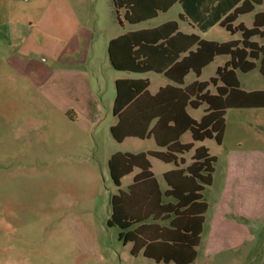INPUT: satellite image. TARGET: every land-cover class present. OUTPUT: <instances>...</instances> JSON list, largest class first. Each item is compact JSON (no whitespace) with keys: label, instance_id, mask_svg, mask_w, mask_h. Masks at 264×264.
I'll use <instances>...</instances> for the list:
<instances>
[{"label":"rangeland","instance_id":"obj_1","mask_svg":"<svg viewBox=\"0 0 264 264\" xmlns=\"http://www.w3.org/2000/svg\"><path fill=\"white\" fill-rule=\"evenodd\" d=\"M111 10V0H0L1 34H27L25 44L33 46L22 54L20 44L11 45L14 38L0 39V264H157L141 255L132 257L130 245L118 240L120 230L106 226L110 198L117 193L108 174V159L116 153L136 154L154 148L152 141L127 139L118 144L111 137L109 129L116 122L111 113L114 81L146 78L150 94L165 82L154 74L111 69L104 41L111 34L110 18L113 27L119 28ZM71 11L94 34L86 61L78 54L61 57L65 65L51 59L43 62L45 55L57 51L56 41L71 34L75 24ZM256 11H264V0L253 13ZM179 12L176 6L132 30L166 21L180 24ZM253 13L238 22L251 28ZM120 20L125 31L129 30L123 12ZM204 38L220 42L229 35L215 27ZM215 66L205 69L198 81L215 77ZM58 67L90 77L99 112L92 109L87 129L82 127L81 113L72 108L74 113L65 117L44 89L37 88L39 77ZM238 77L244 89L261 84L257 70ZM194 80L190 73L185 85ZM74 114L76 122L67 119H75ZM201 114L199 109L191 116L198 120ZM247 119L245 114L229 113L220 146L213 140L194 145L204 146L216 158L213 184L202 194L208 210L196 264H208L207 239L225 189L230 194L224 199L229 206L226 218L233 223L225 233L237 241L230 249L231 258L238 264H264V150H255L264 148V135ZM180 142L191 144L189 133ZM189 157H184L187 162ZM149 161L163 189L162 173L171 166ZM131 183L132 175L121 180L119 190L126 192Z\"/></svg>","mask_w":264,"mask_h":264},{"label":"trees","instance_id":"obj_2","mask_svg":"<svg viewBox=\"0 0 264 264\" xmlns=\"http://www.w3.org/2000/svg\"><path fill=\"white\" fill-rule=\"evenodd\" d=\"M262 0H111L118 25L119 12L129 25L154 19L179 3L183 14L201 32L218 25L228 34H240L239 41L215 43L196 36L178 33L176 22L159 27L126 33L111 40L107 47L110 66L132 74H162L175 85L160 88L154 95L147 91L145 79H121L115 82L112 115L117 119L109 129L113 140L152 138L162 152L114 154L107 162L113 186L118 190L122 178L134 170L127 192L117 191L110 198L111 213L107 228H118V240L130 244V255L159 264H193L204 222L207 204L202 192L211 186L216 162L208 150H194L191 163L178 169L179 157L189 153L194 143L213 140L220 145L224 133V114L229 109L264 108V92L240 90L236 73L259 70L264 80V12L253 17L252 27L233 26L239 16L251 13ZM253 38L261 40L259 45ZM193 49V50H192ZM184 55V56H182ZM228 56L208 82L195 81L181 88L191 72L196 78L215 57ZM219 84V85H218ZM214 88V94L208 88ZM205 105L199 121L187 109ZM190 134L191 144L180 138ZM149 158L177 168L164 174L168 187L161 193L151 172ZM182 163V160H181ZM165 199H170L165 203Z\"/></svg>","mask_w":264,"mask_h":264},{"label":"crops","instance_id":"obj_3","mask_svg":"<svg viewBox=\"0 0 264 264\" xmlns=\"http://www.w3.org/2000/svg\"><path fill=\"white\" fill-rule=\"evenodd\" d=\"M262 4H263V0L261 2V5ZM176 6H178L180 8V12L178 14V20H179L180 24H178L176 22L177 26H178V33H180L182 35H185V36L194 35L199 40L207 41L204 37L207 36L215 27H218L219 29L225 31L224 29L220 28L218 25H214L213 27H211L207 31L201 32L188 19H184V18L180 19L179 18V16L183 14L182 7H181V5L179 3H176L175 5H173L169 10H167L164 13H158L157 16L154 19L139 23L137 25H129L128 23H126L124 21L128 26H130V29L125 31L122 22H121V25H118V22L116 20V14H115V11H114L112 3H111V9H112L111 10V14L114 17V19H115V21H116V23H117L119 28H114L113 27L112 19L110 18L109 23H110V33L111 34H110V37H108V38H106L104 40L105 41V48H106L107 62L109 63L108 55H107V47H108V44H109V42L111 40H114V39H116V38H118V37H120V36H122V35H124L126 33H129V32H136V31H140V30H149V29H153V28L159 27V26H161V25H163L165 23H168V22H175V21H166V22H164V23H162V24H160V25H158L156 27H149V28H141V29L132 30V28H134V27H137L139 25L146 24V23H149V22L155 20L159 15L167 14L173 8H175ZM257 7H259V6H257ZM255 8H254V10H255ZM254 10L251 13H253ZM120 12H122V11H120ZM120 12H119V18H120ZM262 12H264V11H256L255 13H253V17H254L255 14L262 13ZM251 13H249V14H251ZM77 14L78 13H74L73 11H71V16H72V18H73V20L75 22L74 28L72 29L71 34L69 36H67L64 40L63 39L57 40L56 41V46H57L56 49H57V51L55 53L48 54L47 56L45 55L44 59H42L43 62H47L48 59H51V60H53V62H55V64L65 65L66 61L65 62L62 61L63 59H60L61 57L70 56V58H71V56L78 55V54H80L79 58L81 59V61H83V62L86 61V59H87L86 57L88 55V50H89V48L93 47L92 40L94 38V34L89 32V30L86 27V25H87L86 22L82 23V22H80L78 20ZM246 15H248V14H246ZM246 15H242V16H246ZM242 16H239L237 18V20L235 21L233 26H237L238 24H242L246 29H250V28H247L243 23H239L238 22V19L240 17H242ZM253 17H252V22H253ZM182 27L184 28L185 31L182 30ZM194 32H197V33L201 34L202 36L196 35ZM1 33L2 32H0V39L3 38L5 40H7L9 38H11V39L14 38L16 40V42L13 43V44L11 43V45H15L16 47H18L19 44H20L21 45L22 54H27L28 52H30L32 50L33 46L30 43L25 44L27 38L29 37L27 34H24V33H21V32L16 33V34H14L12 32L8 33V34L7 33L1 34ZM225 33H227V32L225 31ZM228 35H229V39H226L224 41H220V42L219 41H208V42L226 43V42H229V41H239L240 40V34H238V33L234 34L233 36H231L230 34H228ZM236 35H239V38L238 39H232ZM96 36H97V34H96ZM252 41L256 42L259 45L262 44L261 40H259L258 38H253ZM70 42H72V43H70ZM62 49H63V55L62 54L59 55ZM57 53H58V55H56ZM182 56H184V55H182ZM70 58H69V60H70ZM228 61H229V57L228 56L215 57L210 64H208L206 67H204L201 70L200 76L198 78H196L194 76L195 80L193 82H191L190 84L185 85V79L191 73L190 72L184 78L183 85L181 86V88L187 87V86L191 85L192 83H194L195 81L199 82L198 79L201 77L203 71L205 69H207L208 67H211L212 65L216 64L215 69H214L215 70L214 72L216 73V70L218 68L224 67L225 64ZM111 69H113V68L111 67ZM256 70L258 71L259 77L261 79L260 80L261 84L260 85L258 84V86L250 88V89H244L242 87L241 82H240L239 77H238L239 72L236 73V77H237V80H238V83H239L240 90H242L243 92H246V93L260 92V91L264 92V80H263L262 76L260 75L258 68L256 67L255 69H253L250 72H253V71H256ZM48 71H49V73L46 74V76L39 77V81L37 83V88H43L44 89V92L47 94V96L49 98H51L52 102L58 106V108L60 109L62 114L65 115V117L67 116V114L71 115L70 112L72 111V108H74L76 111H78L79 114L81 113V116H83L82 118L84 120V121H82V124H83L82 127L84 129H87L88 124H87L86 121L91 118L92 109L95 107V112H97V113L99 112L98 111V105L96 103V99H95V96L93 94L92 83L90 81V77L87 74H85V73L71 72V71L62 69V67H58L54 71H51V70H48ZM114 71H116V70H114ZM19 72L23 73V70L19 71ZM116 72L125 73V72H120V71H116ZM250 72H248V73H250ZM248 73H245V74H248ZM126 74H132V73H126ZM147 74L158 75V76H161V77H163L165 79L164 85L160 86L155 93L150 94L148 92L150 95L156 94L160 88H164L166 86L175 87V85L173 83H171L168 79H166L162 74H156V73L150 72V73H146V74H142V75H147ZM191 74H193V73H191ZM132 75H138V74H132ZM37 76L38 75L36 74V77ZM122 79H133V78H122ZM141 79H145V80L148 81V79H146V78H141ZM117 80H121V79L120 78L115 79V81H114V90H115V82ZM133 80H137V79H133ZM148 83H149V81H148ZM199 83H205V82H199ZM149 85H148V88H149ZM49 91L51 92V94L48 93ZM147 91H148V89H147ZM208 91H209V93L214 94V88L213 87H209ZM114 98H115V96H114ZM205 108H206V106L203 105V106H201L200 108H198L196 110L187 109V114L193 120L199 121L201 119V117L203 116ZM199 109H201L202 114L200 115L199 119L196 120V119H194L191 116V113L197 112ZM111 113H112V111H111ZM229 113H233L235 115H236V113L237 114H239V113L245 114L247 116V118H248L247 122L250 124V126L255 128V129H257L262 135H264V108L229 109V110L225 111V114H224V133H223V138H222L221 144L223 143V141L225 139L226 116ZM74 116H75V119H72L73 117H70V118H67V119L71 120V122H76L78 118L76 117V114H74ZM112 117L116 120L115 124L113 125V126H115L116 123H117V119L113 115H112ZM182 137L180 138V140L182 139ZM128 139H135V138H128ZM125 140H127V139H125ZM136 140H139V139H136ZM124 141H122V142H120L118 144H122ZM139 141L140 142L146 141L148 143H149V141H152L154 148L153 149H148L147 151H138L136 154L147 153V152H162V151H164L163 149H159L156 146V144H155V142L153 141L152 138L139 140ZM206 141H210V140H206ZM202 143L203 142L194 143V145L195 144H202ZM194 145H193V149L189 153L179 157L178 169H184L187 166H189L190 163H191V157L193 155L194 150L199 148V147H204V146L199 145L198 147L194 148ZM220 145H218V146H220ZM255 150H264V148H261V149L256 148ZM125 154H128V153H125ZM188 154H190V157H189V161L187 162L184 157L186 155H188ZM132 155H135V154H132ZM148 160L158 161V160L153 159V158H149ZM181 160H182V163H181ZM215 160H216V158H215ZM158 162H160V161H158ZM149 163H150V161H149ZM215 164H216V162H215ZM215 164H214V166H215ZM164 165H170L171 168L167 169L166 171H164L162 173V180H163V183L165 185V187L163 189L160 187L159 182L155 179V177L153 175V177H154V179H155V181H156L161 193H164L166 190H168V187H167L166 182L164 180V174H166L168 172H171V171H174V170L177 169L175 167V165H173V164H164ZM150 166H151V172H152V164L151 163H150ZM214 172H215V169H214ZM137 174H138V170H134L130 174V175H132V181H133L134 176L137 175ZM130 175H128V176H130ZM128 176H126V177H128ZM126 177H124V178H126ZM124 178H122V179H124ZM212 184H213V176H212ZM212 184H211V186H212ZM211 186H209V187H211ZM209 187H206V188H209ZM128 188H127V190H128ZM205 189H204V191H205ZM203 192H202V194H203ZM226 196H227V198H229V196H230L228 189L224 190L223 197L220 199V204L218 205V208L216 210V217H215V219L213 221V228L210 231L208 239H207L206 249H207V254L208 255L206 257L208 259V264H238V263H236V261L233 260V258H231V253H230V249L232 248L234 243H236L237 241L235 240V237H231L229 234L225 233L227 229L229 230L233 226V223H230V222L228 223V219L226 218V216L229 213V206H226V203H227L226 201L224 202V199L226 198ZM202 200H203V195H202ZM170 201H171L170 199H165L164 200L165 203H169ZM222 201H223V204L221 203ZM207 210H208V205H207L206 212H207ZM206 212L203 215L204 222H203V225H202V231H201V235H200V243H199L198 247L196 248V259H195L193 264H196L197 260H198V249H199V247L201 246V243H202V234L204 233V228H205V215H206ZM126 245H128V244H126ZM130 248H131V245H130ZM209 254L211 255L210 259H209ZM139 255H141V254H139ZM139 255H137V256H139ZM159 264H161V263H159Z\"/></svg>","mask_w":264,"mask_h":264}]
</instances>
